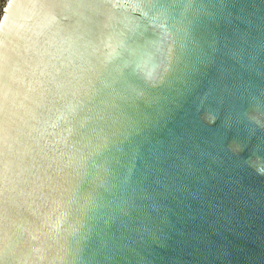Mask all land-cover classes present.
<instances>
[{"label": "water", "instance_id": "water-1", "mask_svg": "<svg viewBox=\"0 0 264 264\" xmlns=\"http://www.w3.org/2000/svg\"><path fill=\"white\" fill-rule=\"evenodd\" d=\"M0 264H264V0H0Z\"/></svg>", "mask_w": 264, "mask_h": 264}]
</instances>
